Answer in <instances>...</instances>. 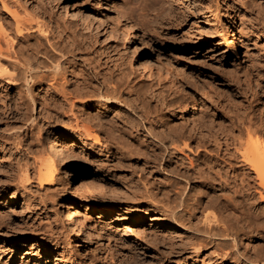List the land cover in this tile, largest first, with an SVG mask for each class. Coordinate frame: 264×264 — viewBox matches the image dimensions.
<instances>
[{"label":"rangeland","instance_id":"rangeland-1","mask_svg":"<svg viewBox=\"0 0 264 264\" xmlns=\"http://www.w3.org/2000/svg\"><path fill=\"white\" fill-rule=\"evenodd\" d=\"M4 1L21 18H34L30 37L26 43L22 40L16 45V49L23 52L24 59L20 57V61H25L24 56L32 62L42 58L29 48L40 40L46 43L44 33L36 29L38 18L48 29L51 42H61L67 49L81 54L80 61L74 65L77 69L88 71L98 52L113 56L115 69L128 75L123 81L125 97L136 102L140 109L152 110L156 105L165 107L160 100L162 90L168 98L175 100L171 108L164 110L167 116L162 120L190 130L197 126L205 135L216 133L220 135L223 149L226 148L223 130L232 124L243 130L247 124L252 125L250 137L235 132L234 136L242 139L241 142L264 135V0H59V3L53 0H0L4 28L8 30L7 34L10 32L16 38L14 19L3 7ZM73 9L78 15L72 20ZM118 11H122L123 16ZM69 14L73 16L70 18ZM116 16L135 25L134 37L124 47L106 39V33L114 25L115 31L118 29L117 37L125 38V30L120 29ZM96 28L99 30L93 31ZM82 39L84 42L80 46ZM0 44L1 50L5 51L1 32ZM23 44L28 48L22 49ZM130 48H136V51L135 59L129 63ZM8 60L3 63L12 73L9 65L13 60ZM62 66L68 72L73 68L68 63ZM144 67L147 69L143 70ZM141 83L146 88L153 86V91L142 94L147 97V103L136 98ZM45 88L47 86L35 87L33 109L34 105L23 104L19 86L0 80V135L11 138L7 141L0 137V264H56L51 259L55 257L64 264H219L214 243L195 252L187 241L193 234L191 231L186 232L175 225L182 234L175 236L176 232L170 229L175 223L163 216L164 205H168L167 200L175 201L174 197L172 200L162 194L153 197L151 193L149 196L142 193L150 189L157 192L156 186L166 185L165 177L170 174L166 164L158 165L150 151L137 146L135 136L139 141L149 139L152 145L156 143L148 137L150 123L143 125L145 121L142 120L131 130L130 121L136 119V122L141 117L126 106L110 102L102 105L103 101L97 100L86 105L82 109L85 116L99 112L102 106L104 110H111L110 118L124 116L131 128L120 136L118 128L107 122L105 126L114 132L112 136H120L115 137L119 139L114 143L106 142L102 128H96L100 143H81L75 147L77 160L73 159V154L68 155L70 151L74 152L72 149L67 156L59 153L57 157L62 159L55 163V184L38 183L39 160L53 156L49 142L53 134L65 131L69 123L63 117L53 116L52 108L44 106ZM15 98L22 103L20 115L16 116L11 110ZM34 118L39 129L25 128L24 123ZM158 125L161 128V124ZM263 148L264 145L256 153L263 154L259 151ZM228 149L226 157L235 171L229 170L228 180L225 181L227 177L224 176L221 183L218 178L210 180L205 174L203 184L216 188L224 185L226 190L216 192L215 196L212 192L205 195L206 189L198 188L199 180H194L197 184L192 181L189 185L199 199L192 225L198 224L204 214L226 217L243 231L238 236V254L250 257L251 264H264V197L260 199V194L248 191V188L235 193L240 183L236 175L244 178L252 190L261 188L255 173L241 166V156L235 153L234 146ZM186 154L194 156L189 150ZM177 156L188 162L186 156ZM25 169L30 178L27 182L23 178ZM154 199L165 203L159 207L158 202L154 205ZM68 204H72L73 212L76 211L73 219L68 218L73 222L76 220L74 223L67 219ZM104 206L108 209L102 211ZM229 264L235 263L230 261Z\"/></svg>","mask_w":264,"mask_h":264},{"label":"bare ground","instance_id":"bare-ground-1","mask_svg":"<svg viewBox=\"0 0 264 264\" xmlns=\"http://www.w3.org/2000/svg\"><path fill=\"white\" fill-rule=\"evenodd\" d=\"M57 1L59 3V0H53V2H57ZM4 3L5 4L3 7H5V10L9 14H11L14 19V25H15L14 30L16 33L15 34L16 38L15 36L12 37L11 34H9L10 32L7 34L8 30H5L4 28V22H3L4 18L3 16L0 15V32H1V35H3V42L6 45V48L4 47L5 51L1 50L2 47L0 48V80L2 79L6 80L8 84L14 87L19 86L20 91H21L19 94L21 98L24 99L23 104H26L27 106L34 105L33 109H35V105H36V98L34 96L35 87L36 86H40V87L47 86V89L45 88L46 93L43 96L44 106L46 107L48 106L49 108L50 107L52 108L51 111L55 112V115L53 116L63 117L69 122L66 126L64 125L66 130L56 132L55 134H53L52 140H50L49 142V147L52 149L51 150L52 153H54L53 156L50 158L47 157V159L45 160L44 159L39 160L38 163L40 164L37 165L38 167L36 166L37 167L36 177H37L38 183L41 185H44V184L54 185L55 184V181H56L55 172L57 170L56 161L60 159V158L58 159V157L60 156L59 153L60 154L62 153L64 156L65 155L67 156V152H69L71 149L72 150L75 149V147H78L81 143H84V145H91L92 142L94 144L100 143L101 138L99 135L96 134V131L98 130V129L96 130V128L98 127L102 128L101 133L104 134L106 142L109 141L110 143H114L115 141L117 142V140L119 139L118 138L116 140L115 138L116 136L120 137L122 133L124 134L126 131H129V128H131L129 126H132L131 128L132 130L134 126L136 127L137 124H139L138 122H142L143 120L145 121V123H142L143 125L150 123L149 124L150 128L148 129V132H149L148 137L151 138L153 142L156 143V145H152L149 139L146 141L144 140L139 141L138 140L139 138L137 137L136 139V136L133 139L139 144L137 146L145 148L147 152L149 151L151 152L153 156V160L158 165L163 167L166 164V169H168V172L170 175L165 177L166 185L156 186L157 192H154V189L152 191L151 189L146 190L145 192L144 191L145 189H144L143 190L144 192L142 193H145L147 195L151 193L153 197H156L159 194L166 195L168 196V198L174 197L175 201L171 202V200H167L168 205L167 204L164 205V207H166L165 210L163 209V206L161 207L164 210L163 216L164 217L167 216L168 219L172 220V222L175 223L174 226L170 227L171 230H174L176 232L175 236L179 234L176 228L177 226L175 227V225H179L183 227V230H185L186 232L191 231L193 233L192 236H190L187 239V241L195 252L198 250H201L202 248L204 249V247H206L207 244L210 245L214 243L215 245L214 252H215V256L219 264H229L230 261H232L235 264H251V261L253 260H251L250 257H247L245 255L241 256L238 254L237 246L240 243L239 242L240 240H238V236L240 234V231H242V228H239V226L233 223V221L231 222L229 219H225L226 217L223 218V216L222 218H218L216 215L204 214L202 216L203 218H201V221L198 224L196 223L195 225H192V222H194L192 217L195 216V212L198 208L195 205L199 203V199L196 197L195 190L193 189V187L189 185L191 184L192 181L199 180L198 188L204 187V189H206L207 191L205 195L206 194L209 195V193L212 192V194H214L215 196V194H217L216 192L218 191L222 192L223 190H226V188H224V185H220V188H216V187L208 186V185L204 186L203 184L206 181V177H208L210 180H216V178H218L220 183L224 182L222 180L224 176L227 177L225 181L228 180L229 170L235 171V167L231 166V164L228 162L227 157H226L227 155L225 152L229 150L228 149L229 146H234L235 153H238L241 156V160H240L242 163L241 166L244 167V169L248 167L252 172L255 173L257 185L262 189L261 190L256 187L255 189H253L255 191H253L250 185L245 182L244 178H240L239 175H236L235 177H239L240 183H238V185L240 187L237 186V189H235V193L244 192L245 188H248V191L257 192L258 195L260 194L258 197L262 199L261 196L264 197V157H263L264 148L263 150L262 149L259 150L263 154H260L258 152L256 153V151H258V149H260V147L264 145V138H263L264 135H262L261 137L260 136L257 137L256 140H252V138H249L252 132L251 124L250 125L247 124L244 127L242 126L244 130L240 128L238 125L236 126L235 124H232L231 126L227 127L226 130H223V133L226 137L223 143L226 146V148L223 149V147H221V144H222L221 139L219 138L220 135L216 133L205 135V134H202L203 129L197 128V126L193 128L194 130H190L183 126H179V125L174 126L172 122H169L167 120H162V117L167 116V114L164 113V110L166 108H171V106L175 104V100L168 98L165 94H163L162 90L161 92L159 91L160 92L159 94H161L160 100L161 102H163L165 107L163 106L160 107L156 105L154 109L152 108V110H150V108L148 109V108H142V107L140 109V106L136 105V102L134 103L132 100L125 97V92L123 89V81L125 80V78L128 77V75L124 73L123 70H119L120 71L119 72L117 69H115L116 66H114L113 64L116 59L113 56H111L110 54H107L104 56L103 53L98 54L99 53L98 52L97 55L92 60L91 66L88 67L89 68L88 71H86L85 69L83 70L77 69L78 67L74 65L76 62L80 61L81 54H78L77 52H75L76 50L67 49V47L62 45L61 42H60L61 44L58 41L51 42L49 35H47L49 34L48 29L45 28V25L43 23L39 22L38 18H37L38 21H36L37 22L36 29L42 34L44 33V36L46 38V43L40 40L38 43H36L37 44L36 46L32 44L35 47L29 46V48L41 54L42 58L41 60H38V61L36 60L32 62L30 59L26 60V56H24L25 61H23L24 62L23 63L22 61H20L21 59H19L20 57H22L23 52L19 48L16 49V47L18 46V41L20 42L22 40H25V43H26L27 38L30 37L31 35L30 31L34 30V26H33L34 18H28V17L21 18V16L17 15V13L13 12V10L11 11L8 8L5 1ZM242 5H245V3L242 2ZM65 6L66 5H64V7ZM121 12H119V15L123 16V14H120ZM71 13L74 14V16L69 14L70 18L71 16L74 17V18L72 17V20H73L75 19V16L77 17L78 14L75 9H73V12ZM86 17L84 16V18ZM116 17H115V21H117V23L119 21V23L121 24L120 29L123 28V31L125 30L124 31L125 38H123L122 36H120L122 39L120 37H117V35H119L117 34L118 32L116 33L118 29L115 31V25H114L115 23H113L114 27L111 26L112 27L110 28L111 31H108V33H106L108 34L106 39L113 40L114 42L119 43L121 47H124V46H127L131 42V39L134 37L133 33L135 30V25L131 21H126V20L125 22L122 21L123 17L122 19L117 17L118 20H116ZM84 18H82L83 23H84ZM95 18L96 17H94V19ZM96 19H99V18H96ZM110 19H113V18H110ZM82 20H80L81 21L80 24H83ZM85 21H88V20L85 19ZM99 21H101L102 23V21L104 20L101 19ZM100 24H97V25H100ZM70 26L72 27L73 25H70ZM74 27L76 26L74 25ZM64 28L67 29L66 25L64 26ZM84 28H87V26H85ZM97 29L98 28L93 29V31H96ZM80 33H81V30H80ZM79 42H80L79 45L81 46L82 45L81 43L84 41L82 39V41H79ZM84 45L85 43H83V47ZM86 47H87V44L85 48ZM24 48H28V46L26 44L25 45L23 44L22 49ZM115 50H117L116 47H115ZM130 50H131L130 51L131 53L130 54L129 52L127 53V55L129 54L128 55L129 58L127 59L129 60L128 61L129 63L131 61L133 62V60L135 59L134 55H135L136 48H130ZM4 57L6 61L7 59H9L8 62H11L10 60H13L12 61L13 63L11 62L9 65L12 68V73L8 72L9 70L8 66H6L3 63V60H5ZM106 57L107 59L103 61V59H105ZM23 59L24 58L22 57V60ZM63 63L64 64L68 63L70 65H73V68H72L73 70L71 69L72 72L69 70V72L71 73L68 72L67 68H64L62 66ZM146 69L147 67L146 68L144 67L143 70H146ZM150 82H148L149 83L148 85H150ZM140 86H141V89L138 90V94L136 98L137 100L139 99L143 103H147L148 101L147 97H145L142 94L147 93V91H151L153 86L151 85L152 87L148 86L146 88L145 87L146 85L143 86L142 83L140 84ZM14 100L15 102H14L13 108L11 109L12 113H14L15 116L20 115V112H21L20 105L22 103H20L19 100H17L16 98ZM94 100L103 101L102 105L104 103L110 102V103H115V104L117 103L120 106H126L132 111L138 112L141 119H139L136 122H135L136 119L133 121H130L131 125H129L127 121L123 119L124 116L120 117L118 115L117 116L115 115L113 118H110L111 110L107 108H106L107 110H104L102 106H100V109H99L102 112L99 111V112H96L95 114H92V115L89 114L88 116H85L84 114L85 111L83 113L82 109H84L86 105H89L90 102ZM145 100L147 101L145 102ZM152 114H154L155 117L154 116L152 117ZM155 119H158L159 121ZM153 120L154 122L156 121V123H153ZM107 122H111L112 125L114 124L118 128L117 134L120 136H118L117 134L116 136L114 135L115 137L112 136L114 132H112L109 126L108 127L105 126ZM158 123L161 124V128H159ZM38 125L39 124L36 122L35 118L32 119L31 121L29 120L24 123L25 128H27L28 126H31L32 130L33 129L36 130V128L39 129ZM237 131L240 133H246V135L248 134L249 135L248 138L250 140L249 141L247 140V142L245 143L241 142L242 139L240 140L238 137L234 136L235 132ZM8 136L5 137L3 135H0L1 138L5 137L7 141H10L9 139L11 138ZM187 150L194 153V156L190 157L189 155H187L186 154ZM251 150L255 152L254 153L255 155L251 154L252 153ZM72 154L74 155L73 159H76V160L79 159L77 157L78 155L75 156V151L74 152L70 151V154L68 153L69 157L70 155L72 156ZM177 154L186 156V158H188V162L184 161V157H178ZM259 154L261 155V157H258ZM63 158L65 159V157ZM24 171H25V175H23V178H24V181L27 182L30 178L26 174L27 169H25ZM205 174L207 175L206 177L204 176ZM68 177L69 175L66 176V178ZM194 183L196 182L194 181ZM224 195L225 194H223V196ZM171 199L174 200L173 198ZM158 201L160 200L159 199L155 200L154 205H157L155 203H157ZM161 203H159L160 205H157V206L160 207L165 202H163L162 204ZM210 203H212V201H210L209 204ZM207 204L208 203H206V205ZM244 206H246V204ZM66 207H67L66 214H68L67 219L68 218L73 219V215L75 216L76 211L73 212L72 204H68ZM104 207L101 208L102 211H104V209H108L107 207L105 208ZM66 214H64V216ZM78 223H80L79 220H78ZM179 235H182V234H179ZM76 244L77 243H75V245ZM51 259L56 264L57 263L64 264L56 257L51 258Z\"/></svg>","mask_w":264,"mask_h":264}]
</instances>
